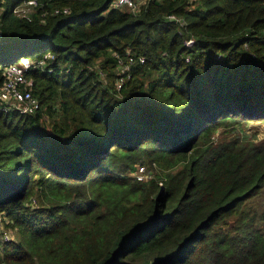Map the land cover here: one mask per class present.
<instances>
[{"label": "trees", "instance_id": "obj_1", "mask_svg": "<svg viewBox=\"0 0 264 264\" xmlns=\"http://www.w3.org/2000/svg\"><path fill=\"white\" fill-rule=\"evenodd\" d=\"M25 1L0 0V88L54 59L28 73L38 112L0 103V264H264V139H216L264 122V0Z\"/></svg>", "mask_w": 264, "mask_h": 264}, {"label": "built area", "instance_id": "obj_2", "mask_svg": "<svg viewBox=\"0 0 264 264\" xmlns=\"http://www.w3.org/2000/svg\"><path fill=\"white\" fill-rule=\"evenodd\" d=\"M47 1L49 2L52 0ZM148 1L151 0H113L111 5L113 6L112 8H128L133 12H137L142 4ZM42 5L43 0H26L14 9V13L19 17L30 19L33 14L32 12ZM69 13V8H56L54 10V14L56 15ZM168 18L172 21L185 23L183 19L177 18L175 15H170ZM1 38L2 32H0V41ZM193 43L194 40L190 39L187 40L185 44L186 46H191ZM53 59L54 55L50 52L45 53L41 58L35 60L30 56H22L5 70L4 83L0 88V103L4 113L9 114L17 112L32 115L40 110V101L33 94L34 82L28 77V73L34 68H47L48 63ZM116 60L118 77L115 82V87L120 91L131 77L130 71L136 60L129 52L126 57L117 55ZM139 61L140 63H145L143 57H139ZM187 61H189V58ZM100 75L106 82L103 72H100ZM134 175L140 182H147L150 180V175L146 166L139 167ZM4 238L5 240L12 239L7 232L4 233Z\"/></svg>", "mask_w": 264, "mask_h": 264}, {"label": "rangeland", "instance_id": "obj_3", "mask_svg": "<svg viewBox=\"0 0 264 264\" xmlns=\"http://www.w3.org/2000/svg\"><path fill=\"white\" fill-rule=\"evenodd\" d=\"M112 7L113 6L111 5V8ZM222 131L223 130L216 133V139H219L221 137L226 138L228 140L239 138L243 141L248 140V141H256V143H259L264 139V122L243 123V124L236 126V128L234 129L227 130V132L225 133ZM222 133H224L223 136H222ZM248 207H249L250 213L256 214V218L260 219L258 221V226H260L264 230V219L261 218V215L264 213V191L258 197H255L254 199L250 200L246 208ZM3 218H4L3 216L0 217V219H3ZM234 221L235 220L231 221L229 225L232 223L237 224V222H234ZM5 232H7V234L12 239L15 238V233L12 230L7 231L5 228L2 227V233L4 234Z\"/></svg>", "mask_w": 264, "mask_h": 264}]
</instances>
